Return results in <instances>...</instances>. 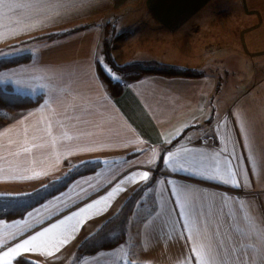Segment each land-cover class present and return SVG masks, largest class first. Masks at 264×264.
I'll return each instance as SVG.
<instances>
[{
  "label": "crops",
  "instance_id": "obj_1",
  "mask_svg": "<svg viewBox=\"0 0 264 264\" xmlns=\"http://www.w3.org/2000/svg\"><path fill=\"white\" fill-rule=\"evenodd\" d=\"M3 3L22 7H0V58H31L0 71V89L39 103L0 110V195L102 162L23 218L0 220V250L51 229L12 264L20 257L35 264H195L189 235L212 264H264V0ZM107 26L117 37L118 64L156 63L200 76L148 75L112 97L98 75V66L112 73L101 51ZM177 140L180 161H195L203 175L177 178L157 168L161 142ZM217 172L239 173L241 187L206 179ZM169 179L189 186V202L209 213L212 230L219 218L218 254L209 229L182 228ZM142 187L124 243L77 258L78 245Z\"/></svg>",
  "mask_w": 264,
  "mask_h": 264
},
{
  "label": "trees",
  "instance_id": "obj_2",
  "mask_svg": "<svg viewBox=\"0 0 264 264\" xmlns=\"http://www.w3.org/2000/svg\"><path fill=\"white\" fill-rule=\"evenodd\" d=\"M112 29L110 26L106 27L104 38L101 42V51L104 65L112 73L119 74L121 80L116 81L110 79V75L98 66V75L112 97H118L122 93L124 83L135 82L148 75H160L169 78H194L200 76V72L195 70L181 69L156 63L118 64L113 56L114 43L117 37ZM64 35L66 33L49 35L36 40L54 39ZM30 58L31 55L29 53L15 57H1L0 71L27 63ZM38 103L39 99L19 96L7 88L0 89V110L24 111L36 107ZM101 167L102 162L100 160L85 161L69 170L63 179L50 181L32 193L18 196L0 195L3 197H17L14 199H0V220L14 221L23 218L30 210L66 189L74 179L95 173ZM142 190L143 187L132 192L130 197L123 203L120 210L113 217L108 219L95 233L84 239L78 245L76 249L77 258L92 256L103 250L114 249L124 243L130 216L140 198ZM20 259L21 257L18 260ZM25 264L35 263L26 259Z\"/></svg>",
  "mask_w": 264,
  "mask_h": 264
},
{
  "label": "snow or ice",
  "instance_id": "obj_3",
  "mask_svg": "<svg viewBox=\"0 0 264 264\" xmlns=\"http://www.w3.org/2000/svg\"><path fill=\"white\" fill-rule=\"evenodd\" d=\"M0 7H3L8 10H12L13 8L22 7V5L18 4H7L3 3V0H0ZM110 79L119 80L120 77L118 74L110 73ZM176 142L173 141H162L161 142V149L159 155L160 164L157 165L159 168L161 165L165 167L166 171L171 176L179 177V173H188L189 175H203L195 169V161L191 163L188 162H181L178 153L173 151L175 148ZM168 145V146H164ZM206 147H211L210 145ZM185 151H187L185 149ZM238 159V158H237ZM239 175V173H234L230 175L228 178L222 176L219 172L213 175H209L206 177L208 180H218L221 183L229 184V180H232L231 187L239 188L241 184L235 180V177ZM141 179L149 180V171H143L141 175ZM169 185H172L171 196L174 198L173 203L175 208H179L178 217L182 219V228L186 229L189 234L192 232L191 225L193 223L199 224L201 227L205 229H209L211 231L212 242L216 244L215 251L218 254L220 251L221 243L215 240V237L220 234V220L219 218H215L216 228L214 230L211 229V223L209 213L202 208H195L189 202L188 194L191 192V189L187 184L179 185L176 183V180L169 179L167 180ZM17 197H3L0 196V199H14ZM223 200V197L221 198ZM88 207H92V205H88ZM83 211V209H82ZM78 215V213H77ZM72 217L69 216L68 219L70 220ZM226 222V220H225ZM63 223V221H61ZM53 228L57 227V225L53 224ZM51 231V229H44L41 232H38L35 235H31L30 238L22 239V242L16 243L14 246L8 247L7 250H0V264H12L13 258L17 257L20 253L24 251H32L35 247L36 241L39 237L43 236L45 232ZM189 239H192L193 247L191 251L194 253V260L195 264H212L211 257L208 260L203 259V253L200 246H197L196 240L194 237L189 235ZM211 248V243L208 245ZM26 258L21 257L20 260L17 261V264H25Z\"/></svg>",
  "mask_w": 264,
  "mask_h": 264
},
{
  "label": "rangeland",
  "instance_id": "obj_4",
  "mask_svg": "<svg viewBox=\"0 0 264 264\" xmlns=\"http://www.w3.org/2000/svg\"><path fill=\"white\" fill-rule=\"evenodd\" d=\"M212 72L215 73V74H217L220 77V79H221V77H223V73L222 72H219L216 69H212ZM41 186H33V187L25 188V189H23V190H21V191H19L17 193H14L13 192V194H14L13 196H18V195H22V194L32 193L33 191H36L37 189H39Z\"/></svg>",
  "mask_w": 264,
  "mask_h": 264
}]
</instances>
